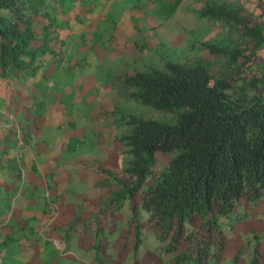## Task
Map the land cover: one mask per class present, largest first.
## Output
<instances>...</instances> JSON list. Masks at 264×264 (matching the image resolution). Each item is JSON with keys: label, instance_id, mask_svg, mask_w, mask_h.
<instances>
[{"label": "trees", "instance_id": "trees-1", "mask_svg": "<svg viewBox=\"0 0 264 264\" xmlns=\"http://www.w3.org/2000/svg\"><path fill=\"white\" fill-rule=\"evenodd\" d=\"M72 1L0 0L1 82L22 81L55 61L65 44L62 4ZM192 11L217 22L223 36L201 41L198 54L117 78L127 97L163 117L123 114L116 105L127 179L106 206L127 200L132 219L145 212L167 264H220L233 224L225 218H236L242 200L264 198V22L248 19L236 0H203ZM160 153L169 155L162 165Z\"/></svg>", "mask_w": 264, "mask_h": 264}, {"label": "crops", "instance_id": "crops-1", "mask_svg": "<svg viewBox=\"0 0 264 264\" xmlns=\"http://www.w3.org/2000/svg\"><path fill=\"white\" fill-rule=\"evenodd\" d=\"M65 4L67 7L64 6L61 22L65 23L66 28L62 27L61 35L65 37L67 33H73L75 36L74 32H70L71 24L78 26L84 22L85 26H90V21L96 15L87 13V21H81L83 18L80 14H85L86 10L81 0L68 2L71 8H68L67 3ZM78 17L80 23L75 21ZM130 24L129 34L135 32L132 22ZM126 27L122 26L119 31L123 32ZM134 44L125 38L121 43H117L115 51V45L106 48L96 43L94 48L101 59L97 68L93 66L91 72L86 73L83 66L82 70L75 68L77 74H73L68 68L72 65L58 64L54 67L55 80L46 79V85L42 88L34 83L38 76L36 73L22 81L12 80L10 83L7 79L0 81V141L12 142L10 141L12 136L14 139L18 131H23L16 120L22 110L26 119H33L27 126L29 144L22 159L21 173L17 172L15 149L12 145L0 147V264H68L72 260L82 264L85 261L86 264L87 262L96 264L95 260L100 261L86 253L92 244L90 240L86 241L87 229L92 230V222L98 212L113 192L118 190L122 182L127 179V175L122 172L123 146L118 139L122 128L114 122L117 116L114 110L124 98V90L116 85L117 80L115 81L114 78L109 80L111 77L109 70L114 71L117 67L123 66L122 62L127 63L133 59L128 55L132 54L131 49L134 48ZM109 49L116 52L114 56L119 55L117 57L120 61L115 65L112 64L116 62L111 63L109 60L116 57L106 56ZM71 63L76 64V61L73 60ZM100 70L104 71L100 72ZM64 73L68 75L67 81L77 77L75 81L82 83L85 79L86 84L82 83V86H87L88 81L92 80L98 90V94L94 97L97 108L90 110L100 119L102 128V133L95 137L96 140L98 139L95 143V150L98 148L95 154L71 155L68 153L70 152L68 138L61 139L58 147L49 143L46 133L42 130L46 119L37 118V114L34 116L27 110L31 106L33 95L38 96L43 90L51 89L56 81L62 79L60 76ZM104 74L106 77H103ZM58 148L64 152L65 157L56 158L60 154ZM54 150L58 152L57 155L49 154ZM57 170L62 173L56 175ZM83 178L88 181L87 184H80L84 181ZM72 182L75 184L72 185ZM76 184L77 187L73 188ZM82 186L87 188L81 191ZM53 195L58 200L48 201ZM120 209L124 210L123 216H131L127 200ZM246 212L243 221L249 219L254 237L247 239L246 242L241 240L237 248L242 244L243 249L238 248L231 254L230 261L225 260L223 263L222 259L220 264H264V204L251 207V210ZM78 220L91 221L89 225L78 224L69 235V225L74 221L80 223ZM71 235L73 236L70 237ZM88 236L92 238V232H89ZM160 245L158 241L152 249L146 251L142 263L138 260L137 262L167 264L170 256L160 253ZM56 250H59L60 254ZM122 263L121 260L119 264Z\"/></svg>", "mask_w": 264, "mask_h": 264}, {"label": "rangeland", "instance_id": "rangeland-1", "mask_svg": "<svg viewBox=\"0 0 264 264\" xmlns=\"http://www.w3.org/2000/svg\"><path fill=\"white\" fill-rule=\"evenodd\" d=\"M202 1L81 0V3H83L82 6H86L85 14H80L83 18L81 21H87V13L92 16V13H94L96 16H93L89 24L90 26H85L83 24L84 22L81 24L79 17L75 19L80 24L78 26L71 24L72 26L69 28L70 32H74L75 36L73 33H67L65 35L64 47L61 51H58L56 57H53L55 61L51 62L49 59L45 61L44 65L36 71L38 76L34 83L37 87L42 88L43 85H46V79L55 80L56 69L54 70V67L63 63L72 65L68 67L70 73L77 74V69L75 68L82 70L83 66H85V72L90 73L93 66L97 68L99 62H101L94 48L96 43L106 48L115 45V51L117 43H121L125 38L127 41L129 40L135 43L134 48L131 49V51L133 50L132 54L128 55L132 56L133 59L127 63L122 62L123 66L114 68V71L109 70V74L111 75L109 80L114 78L115 81L119 75L123 77L135 71V69L148 68L150 65L162 63L171 56H178L179 59H182L198 54L196 47L200 46L201 41H217L225 33V29L217 22L205 18H197L194 15L192 10L200 7ZM236 1L242 3L248 19L264 22V0ZM62 5V8L65 9L64 6L66 4L64 3ZM71 7L68 4V8ZM130 22H132V28L135 30L131 34L128 33L129 26L131 25ZM60 23L59 27L66 28L64 22L62 23L60 20ZM124 25L127 27L124 28L123 32L119 31ZM75 32L81 33L77 34ZM114 50L109 49V53L106 54L109 58L116 57L109 60L111 63L116 62L112 65L120 61V58L117 57L119 55L114 56L116 54ZM199 53L201 54V52ZM203 55L215 61L213 56L205 53ZM73 60L76 61V64L71 63ZM48 62L51 64H49L50 66L46 65ZM218 65V63L212 65L209 68L210 71L216 72L219 67ZM251 66L253 71L258 73L253 62ZM103 71L100 70V72ZM106 74L108 75V73ZM60 77L62 79L56 81L51 89L43 90V93L38 94V96L34 94L31 106L27 110L34 116L37 114V118L42 117L46 119L45 127L42 130L46 133L49 143L58 147L61 139L68 138L70 142V152L68 153L71 155H79L82 153H87V155L88 153L95 154L96 150H98V148L95 150V143L98 142V139L96 140L95 137L102 133V128L100 126V119L94 116L90 110L97 108V102H95L94 97L98 94V90L92 80L88 81L87 86H82V83L84 85L86 84L85 79L82 83L75 81L77 77L71 81H67L68 75L66 73L61 74ZM103 77H106L105 74ZM121 88L124 90V98L120 100V104L118 103L120 113H135L143 117L153 118L163 117L161 110L148 107L136 98L127 97L125 93L127 90L123 87ZM262 89H264V85H262ZM23 114L24 111L22 110L16 120L19 123V127L23 131H26V133H23V131L22 133L20 132L21 137L16 133L14 139L13 136L10 139L12 142L0 141V147L3 145L2 148H5L7 145H12L15 149L14 159L18 168L17 172L20 173L22 170V159L25 155L26 147L29 144L27 126L33 121V119H26ZM3 136L5 139V135ZM32 136L34 138L33 134ZM100 147L102 146L100 145ZM58 150L60 154L56 158L65 157L64 152H61L59 148ZM58 152L54 150L49 154L55 156ZM65 152L67 153V151ZM168 158L169 155L167 153L157 155L160 165L165 164ZM60 173L62 171L57 170L55 172L56 175ZM84 181L80 184H87L88 181ZM71 184L74 185L75 182ZM74 187H77V184ZM86 188L87 186H82L81 191ZM49 200L57 201L58 199L53 195ZM262 204H264V198L256 201L251 200L250 202L242 200L236 209V218H233L232 215L225 218L226 221L231 220L233 224L225 229L227 240L223 251V263L225 260L230 261L231 254L235 253L239 248H237V245L241 240L246 242L249 238L253 239L254 236H252L253 232L250 228V221L249 219L243 221L244 216L247 215V210H251V207ZM123 212V209H116L104 204L96 215V219L92 222V230L87 229L88 233L92 232L93 236L90 238L88 233L86 234V241L90 240L92 242L86 253H89L93 259L100 260H95L96 264H119L121 260L123 263L127 262V264L142 263L141 260H143L146 251L150 248L152 249L158 242L157 236L150 230L151 228L146 220L145 212L143 215H138L137 218L133 219L130 215L128 217L123 216ZM78 221L80 223L74 221L69 225L68 234L78 224L89 225L91 220H88V222H84L83 220ZM138 230L140 231V240L135 244L137 238L136 231ZM241 245L239 249H243ZM48 248H52V246H48ZM56 252L60 254L59 250H56ZM68 264L82 263L72 260ZM83 264H86V261ZM87 264H91V262H87Z\"/></svg>", "mask_w": 264, "mask_h": 264}, {"label": "built area", "instance_id": "built-area-1", "mask_svg": "<svg viewBox=\"0 0 264 264\" xmlns=\"http://www.w3.org/2000/svg\"><path fill=\"white\" fill-rule=\"evenodd\" d=\"M20 132L22 133V130L18 131V132H17V135H19V136H20ZM20 137H21V136H20Z\"/></svg>", "mask_w": 264, "mask_h": 264}]
</instances>
